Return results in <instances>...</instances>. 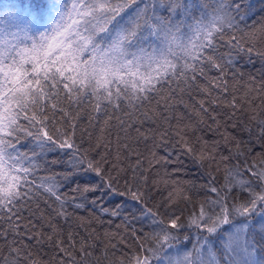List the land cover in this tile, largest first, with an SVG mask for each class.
<instances>
[{
	"label": "snow or ice",
	"instance_id": "obj_1",
	"mask_svg": "<svg viewBox=\"0 0 264 264\" xmlns=\"http://www.w3.org/2000/svg\"><path fill=\"white\" fill-rule=\"evenodd\" d=\"M253 55L264 0H0V264H264V66L237 67ZM238 112L261 151L228 131ZM176 147L215 166L205 183L172 179ZM92 209L121 220L102 249Z\"/></svg>",
	"mask_w": 264,
	"mask_h": 264
},
{
	"label": "trees",
	"instance_id": "obj_2",
	"mask_svg": "<svg viewBox=\"0 0 264 264\" xmlns=\"http://www.w3.org/2000/svg\"><path fill=\"white\" fill-rule=\"evenodd\" d=\"M262 66H264V60H262L260 57H258L256 55L252 56V63H247V57H245L244 59H241L239 64L237 65V67H239L240 70L243 73H245V80L247 79V76L249 74L257 75V77H258L259 76V71L258 70H260L262 68ZM230 83H235V82L230 81ZM236 86L239 87L238 84ZM185 99L187 100L188 98L185 97ZM189 102L191 103L192 101H189ZM179 110L180 111H185L183 106H180ZM228 111H229V109H227V108H225L223 106L216 108V113L218 114L217 118L221 120L222 124H223V120L225 119V113H227ZM236 117L237 118H234V122L237 125H239V127L236 128V129H233L232 126H231V122H230L227 125L228 131L232 135L236 136L238 140L248 141L249 136H248V133H247L246 129L249 126L252 127L253 131H254V134L252 136L253 144H251V145L244 144V145H242V147H245V148L253 147L256 152L261 151V148H260L259 144H255L254 143V141L256 139V137H255V131H256L255 122L250 121L247 114H242L240 112H238L236 114ZM261 118H264V116H262ZM205 120L207 121L208 124L212 123V121L208 120L207 117H205ZM81 123L86 125L87 124L86 118H83L81 120ZM155 127L156 126L154 124L145 123L143 128H142V131L149 130V129H154ZM96 131L98 133L99 129L97 128ZM223 131H224V127H221L219 133L209 132L207 127L202 125L201 126V131L198 132L197 135H202L204 137V139L209 141V143H211L213 140L220 141V148L218 149V151L220 153H222L223 155H228L229 148H232V150H235V149H234V145H232V144H227L226 145L224 143L223 139L221 138V134L223 133ZM133 135H135V134L133 133ZM112 138L113 139L115 138V132H113ZM85 146H87V145H85ZM151 147H152L151 141H149L147 145L141 143L139 145V150L141 152H143L145 155H148V152L151 149ZM170 150L173 151V156L171 157V159H173V160L176 159V155L177 154H180V159H181V161H183L182 167L184 169V173H186V174L182 173L179 177L173 176L172 179H176V178H179V179H196L197 183H201L202 184V183H205L210 178L207 175V173L213 171V168L215 167L214 165L210 168L208 166L207 162H205L204 167L200 168L197 164L193 163L191 157L184 156L182 154V152H181V149L179 147H176L175 149H170ZM156 152H157V156L166 155V153L162 149H156ZM174 167H181V165L175 164V163L171 164V165H164V166L158 165V166L148 170L149 182L151 183V181L153 179L157 178V176H156L157 172H159V174L161 176H163V174L165 172V169L168 172H171ZM145 168L146 169L148 168L147 163H145ZM193 173H196V175L194 176ZM167 191H168V189L165 188L163 184H161L159 189H155V188L153 189V196L157 200L162 199V197L167 196ZM92 195L93 194H89V199H91ZM115 203H116V201H112L111 204H105L104 206L105 207H111ZM41 206L43 207V205H41ZM88 208H91V205H89ZM69 211L71 212V211H73V209L69 208ZM92 211L94 212V214L96 216L99 217V221L103 222V223L96 222V223L93 224V227H95L97 229V231L101 234V241H103V242H97V243H98V249H102L104 247V244L107 243V240L103 237V233L106 230L108 232H120V233L123 232V228L117 229V227H116L118 224H121V220L119 218H112V217H110L107 214H102L98 209H92ZM76 214H78L80 216L88 217L89 216V211L87 209H85V210H76ZM109 220H112L111 224L108 223ZM61 226L63 227L65 234L68 231L75 229L74 225H73V228L70 229L68 227V224H64L62 221H61ZM135 226L137 228H139L140 224H136ZM37 229H40V230L44 231L45 233L49 232V229L47 227L41 228V222H37ZM145 230L147 231L146 228H145ZM80 233H81V235L85 234L82 229H80ZM118 241H119V236H117L116 239L113 240L112 242L116 243ZM0 243H2V241H0ZM33 243H34V241H33ZM128 243H132V241L130 239H128ZM119 247H121L123 249L124 245L120 244ZM40 254L44 257V259L50 258L53 255V249H52L51 245L49 243L45 242L40 247ZM99 254H100L99 250H97L94 253V255H99ZM117 255H119V253H117Z\"/></svg>",
	"mask_w": 264,
	"mask_h": 264
}]
</instances>
